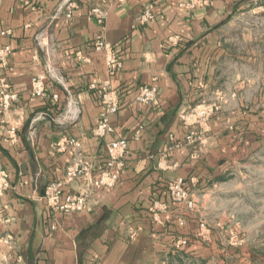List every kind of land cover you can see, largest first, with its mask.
Listing matches in <instances>:
<instances>
[{
	"label": "crops",
	"instance_id": "1",
	"mask_svg": "<svg viewBox=\"0 0 264 264\" xmlns=\"http://www.w3.org/2000/svg\"><path fill=\"white\" fill-rule=\"evenodd\" d=\"M239 1H2L0 81L18 97L0 112V163L11 181L0 196V235L13 237L0 244V264H147L189 231V210L172 200L168 183L183 177L197 201L198 192L215 185L248 143L226 126L236 116L246 123V110L234 107L227 117L212 119L198 149L185 145L187 128L179 118L183 106L211 89L218 27ZM146 7L155 18L143 25L139 17ZM97 8L105 13L102 21ZM98 38L121 61L113 73L108 51L94 45ZM40 75L45 92L36 96L33 82ZM140 85L158 87L157 104L135 102ZM103 87L115 90L122 105L111 116L113 131L97 138L91 130ZM118 138L129 142L119 183L111 190L91 189L107 142ZM165 155L177 166L161 168ZM77 158L92 163L91 172L64 189L90 191L86 208L54 211L46 205L45 188L63 179Z\"/></svg>",
	"mask_w": 264,
	"mask_h": 264
},
{
	"label": "rangeland",
	"instance_id": "2",
	"mask_svg": "<svg viewBox=\"0 0 264 264\" xmlns=\"http://www.w3.org/2000/svg\"><path fill=\"white\" fill-rule=\"evenodd\" d=\"M239 2L219 24L211 89L198 101L216 107L204 133L212 119L234 107L246 110V123L235 115L226 126L248 143L215 185L198 192L196 207L187 208L193 225L179 237L188 243L147 264H264V0ZM200 222L207 225L202 237Z\"/></svg>",
	"mask_w": 264,
	"mask_h": 264
},
{
	"label": "built area",
	"instance_id": "3",
	"mask_svg": "<svg viewBox=\"0 0 264 264\" xmlns=\"http://www.w3.org/2000/svg\"><path fill=\"white\" fill-rule=\"evenodd\" d=\"M3 0H0V6ZM193 3V1L191 2ZM190 3V4H191ZM99 21L105 18V13L100 8L94 9ZM71 15L70 13L68 14ZM155 18L152 7H146L144 12L139 17L141 24H147ZM94 45L98 49H105L108 51L107 64L110 72L116 70L121 65V61L117 54L113 52L112 45L105 42L101 38H98ZM10 51V47L6 46L3 52ZM7 84L0 81V112L4 113L9 110L13 102L17 99L16 92H8L5 89ZM45 92V77L40 75L34 79L33 82V94L43 95ZM159 89L154 85H140L135 96V102L141 105L150 106L158 103ZM101 110L95 125L92 128V135L97 138H105L109 133L113 131L111 124V116L116 114L121 109L122 100L120 95L115 90L103 87L100 95ZM213 105H206L204 102L197 101L193 104H186L179 111V118L183 125L187 128L185 136V145L195 146L198 149V145L203 142L205 126L213 114ZM10 139L13 141L17 138V127L12 126L9 130ZM68 143L73 144L76 147H80V143L76 139H68ZM180 142L174 143L175 147H179ZM129 142L125 138H118L107 142L106 144V156L104 165L98 170L97 175L92 180V188H103L111 190L116 187L120 181V173L124 166L125 158L128 154ZM197 151V150H196ZM169 158L165 155L161 157L159 166L161 168H171L177 166L176 163H170ZM93 165L88 161L76 159L75 162L70 165L65 172V176L61 180L50 181L44 191L43 197L46 201V205L54 210L64 213H72L82 211L86 208L87 197L90 191H84L80 193L66 192L64 187L72 180L82 178L91 172ZM11 186L10 174L0 163V196L3 195ZM168 190L173 201L183 205L188 209H194L196 207V200L193 192L186 186L185 179L178 176L172 179L168 183ZM181 225H185V220L180 221ZM205 222H200L197 236L202 237L204 231L207 230ZM13 237L9 234L0 235L1 243L12 242ZM188 239L185 237H179L176 246L186 245ZM91 264H101L93 262Z\"/></svg>",
	"mask_w": 264,
	"mask_h": 264
}]
</instances>
